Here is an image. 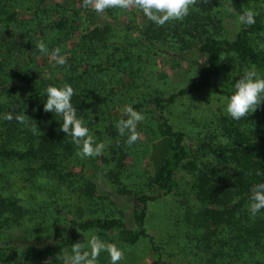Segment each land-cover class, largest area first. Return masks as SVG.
<instances>
[{
	"label": "trees",
	"instance_id": "obj_1",
	"mask_svg": "<svg viewBox=\"0 0 264 264\" xmlns=\"http://www.w3.org/2000/svg\"><path fill=\"white\" fill-rule=\"evenodd\" d=\"M260 1L262 6L253 7L258 15L251 26L238 21L245 11L242 0L206 4L197 0L183 21L161 27L147 18L140 24L133 20L135 13L118 8L107 9L86 24L67 0H0V162L26 164L25 181L35 188H51L55 214L65 222L53 244L0 247V263L22 264L30 258L64 264L63 252L72 244L75 229L115 232L124 245L147 238L151 250L158 253L159 246L147 234V206L173 194L180 202L193 201L192 206L185 203L176 217L188 225L183 234L188 248L198 253L196 264H264V210L255 219L248 211L252 188L264 182V102L239 121L218 112L204 125L197 142H185L183 132L174 129L165 115L166 107L180 98L207 102L200 92L209 87L227 101L236 80L253 65L264 76V0ZM222 3L236 14L237 30L230 38L224 33L221 11L216 10ZM41 40L49 53L61 48L64 66L37 49ZM192 47L205 57L192 80L167 95L140 94L146 57L158 52L177 57ZM122 74L130 79L117 85ZM64 83L75 91L72 104L78 115L86 121L92 116L90 134L97 142H106L102 155L80 158L78 147L60 130L62 117L43 110L47 87ZM120 104L133 106L144 114L154 134L171 139L155 176H142L138 184L121 180L123 162L133 145L115 127L123 115L116 111ZM8 113L14 117L10 121L3 119ZM22 114L33 121L18 122L15 116ZM181 171L188 173V179H178ZM41 180L49 186L43 188ZM61 186L75 191L76 199L100 201L99 208L90 210L97 214L80 221L67 218L70 197L63 198ZM151 188L161 193L146 194L145 189ZM129 194L138 205L131 208L132 228L125 227L121 216ZM17 200L0 189L2 221L20 222L31 214ZM112 208L114 214L104 213Z\"/></svg>",
	"mask_w": 264,
	"mask_h": 264
},
{
	"label": "rangeland",
	"instance_id": "obj_2",
	"mask_svg": "<svg viewBox=\"0 0 264 264\" xmlns=\"http://www.w3.org/2000/svg\"><path fill=\"white\" fill-rule=\"evenodd\" d=\"M56 2H65L66 0H53ZM72 6L82 13L83 23L89 24L94 21L96 14L90 8H83L82 0H67ZM244 9H253L260 7V0H242ZM261 3V4H260ZM223 5L216 10L221 11L223 18V28L226 37L230 38L237 30L236 14L234 11H229L228 5ZM262 6V5H261ZM122 10V9H121ZM129 15L133 16L134 21L143 24L146 17L142 12L132 9L125 10ZM91 17L89 19V17ZM84 19V20H83ZM147 53V52H146ZM184 55L177 57L169 56L158 52L157 54L146 57L143 61L146 63V71L143 72L142 80L145 81L140 90L145 94L147 92L167 95L174 92L180 87L185 86L194 78V71L197 66L205 62V57L199 53L196 47H192L188 51L183 52ZM120 76V75H119ZM117 78V77H116ZM119 78V77H118ZM130 76L122 74L116 81L117 85H121L129 81ZM216 82H219L218 80ZM140 91L138 88H136ZM141 92V91H140ZM200 96L206 98L207 102L198 101L191 97L180 98L175 103L169 105L165 109V115L168 121L176 130H181L184 134L185 142H197L201 133L205 128L204 125L218 112L226 114L227 101L220 95L216 94L212 88L205 89L200 92ZM125 105L120 104L116 107V111L123 112ZM147 120L144 119L142 124L138 123L137 131L140 133V139L133 144L128 156L123 162V172L121 180L125 184L141 183L144 179L142 176L154 177L158 167L164 157L169 153L171 139L154 134L152 128H149ZM26 164L16 161L0 162V189L11 193L17 198L18 204L27 206L31 211L30 215H25L20 222L14 220L2 221L0 218V247L13 246L20 249L27 245L41 246L45 244H53L57 236L62 232L65 222L61 218H57L56 210H54L53 202L51 203L53 194L49 193L44 187L49 185L42 181V187L35 188L34 185L25 181ZM124 173V175H123ZM123 175V176H122ZM180 178L188 179L189 175L185 171L178 173ZM80 180V179H79ZM78 180V184L81 182ZM130 185V184H129ZM76 188V186H72ZM62 196H69L68 201L71 203L70 209L65 212L67 218H75L77 221L85 216L96 215L93 213L92 207L99 208L100 201L85 200L84 196H79L76 199V192L72 194L68 192L66 186H61ZM145 193L149 195L160 194L156 188L145 189ZM133 195H126V204L122 208V220L126 228H132V212L131 208H138ZM180 197L170 194L160 197L152 201L147 206L145 225L147 234L152 238V241L159 246V252H153L150 248L147 238H141L133 245H124L115 238V232L102 234L96 230L81 231L74 230L72 244L75 242H83L87 244V240L91 234H96L105 242L115 243L124 251V259L119 264H196L199 259L198 253L194 248H188L187 239L184 232L188 225L182 223V220L176 217V212L181 213L185 207L192 206V200L187 198L180 202ZM60 202L58 207L62 206ZM182 203V204H181ZM80 208L79 210L74 209ZM117 207V206H116ZM178 207V210L176 209ZM56 208V207H55ZM114 209H106L104 213L114 214ZM65 211V210H64ZM96 211V210H94ZM99 213V212H98ZM72 244L64 249V264L65 257L71 255ZM158 258L159 260H156ZM12 264V263H0ZM22 264H43V261L26 258ZM98 264H110V257L107 252L100 254Z\"/></svg>",
	"mask_w": 264,
	"mask_h": 264
},
{
	"label": "clouds",
	"instance_id": "obj_3",
	"mask_svg": "<svg viewBox=\"0 0 264 264\" xmlns=\"http://www.w3.org/2000/svg\"><path fill=\"white\" fill-rule=\"evenodd\" d=\"M201 3H208L209 0H200ZM197 3V0H82L83 8H90L98 15H103L107 9H136L157 26H164L171 21H183L190 12V8ZM232 11L231 7L228 8ZM258 15L253 9H245L238 16L242 25L251 26L255 23ZM41 53L49 54L56 64L64 66L66 57L61 55V48L56 47L50 53L47 45L41 40L36 44ZM75 91L71 84L64 83L62 86L49 85L46 89V100L43 105L45 112L54 113L62 117L60 130L71 138V141L79 149L77 155L80 158L97 157L103 154L106 142H97L90 134L88 127L92 116L86 121L83 116L78 115V109L72 104V97ZM264 102V76H261L253 65L246 69L236 80L234 91L227 98L226 112L234 120L247 118L251 113ZM12 114H5L3 119L12 120ZM20 123H27L30 119L25 114L15 116ZM143 113L126 105L123 109L122 118L115 127L120 136L127 135L126 143L131 146L140 139L137 131L138 123L144 121ZM33 121V120H32ZM35 131L38 129L36 122L32 124ZM257 172V175H260ZM264 210V182L254 185L251 190L248 211L255 219L257 213ZM107 252L110 257V264H119L124 259V251L115 243L105 242L96 234H91L87 244L75 242L71 246V255L65 257L66 264H98L100 254Z\"/></svg>",
	"mask_w": 264,
	"mask_h": 264
}]
</instances>
